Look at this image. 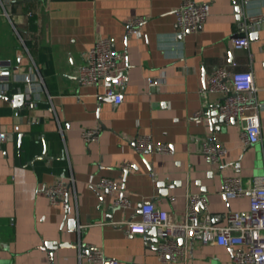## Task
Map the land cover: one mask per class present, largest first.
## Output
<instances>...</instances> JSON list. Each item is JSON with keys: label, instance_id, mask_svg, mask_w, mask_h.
Listing matches in <instances>:
<instances>
[{"label": "crops", "instance_id": "1", "mask_svg": "<svg viewBox=\"0 0 264 264\" xmlns=\"http://www.w3.org/2000/svg\"><path fill=\"white\" fill-rule=\"evenodd\" d=\"M182 1H0V61H9L17 76H42L54 107L48 111L46 92L36 109L15 107L6 97L12 93L0 95V131L7 132L0 140V264H103L80 260L79 243L93 244L121 264H233L234 247L198 237L188 242L186 263L162 261L145 244V236L156 241L157 229H128L148 200L182 221L188 192L205 194L215 221L225 223L229 211L249 208L250 196L226 198L224 177L240 176L250 187L263 171L264 18L245 30L242 13H264V0H195L208 2L210 13L198 30L180 33L175 11ZM137 17L142 21L135 32L129 20ZM246 34L249 45L234 47L232 38ZM104 36L122 53L120 101L79 77L87 51ZM218 66L253 70L261 102L259 142L244 143L240 121L220 123L210 114L220 95L202 90ZM199 110L202 120L196 122ZM34 116L44 118L31 123ZM97 125L99 139L85 141L82 130ZM139 134L168 143L169 152L138 151ZM209 135L227 148L218 163L202 151ZM127 163L132 166L123 169ZM69 175L74 184L67 199L85 225L81 231L70 230L62 204L42 189ZM103 177L113 178L117 189L100 187ZM121 197L127 206L118 203ZM51 242L58 244L50 249Z\"/></svg>", "mask_w": 264, "mask_h": 264}, {"label": "built area", "instance_id": "2", "mask_svg": "<svg viewBox=\"0 0 264 264\" xmlns=\"http://www.w3.org/2000/svg\"><path fill=\"white\" fill-rule=\"evenodd\" d=\"M5 1V0H0ZM245 3L248 0H239ZM179 32L196 31L210 13L208 2L183 0L176 11ZM243 29L247 30L251 24L264 18V13H242ZM141 17L129 20L132 31H137ZM236 48L249 45L248 35L232 38ZM122 59V53L117 50L110 37H100L87 51L86 61L79 66V77L82 83L103 87V95L113 97L117 101L122 98V88L125 78L117 72V66ZM150 85H155L157 79L148 78ZM21 83V86L16 85ZM17 86V87H16ZM259 87L255 83L252 69L233 70L227 66H218L208 79L203 95L219 93L220 100L216 105L219 116L224 122L240 121L242 125V140L245 144L259 142L262 139L260 122L261 102L258 99ZM12 90H15L12 91ZM46 92L51 102L52 95L48 92L42 76L24 74L17 76L11 69L9 61H0V95L11 94L14 104V95L24 94L23 106L27 109H36L41 100V93ZM54 110L53 104L48 111ZM202 110L195 113V121L202 120ZM43 116H34L31 123H39ZM101 125L84 128L81 132L85 141L98 140ZM7 137V132L0 131V140ZM138 151L156 150L167 153L170 150L168 143L154 141L148 135L139 134L134 139ZM202 151L212 163H218L226 154L227 148L209 135L202 145ZM132 166L127 163L123 169ZM155 177V174H152ZM74 184V176H61L56 182L45 185L42 189L52 203H60L66 211V221L72 225L71 230L81 231L85 226L73 215L72 206L67 195L70 186ZM100 187L109 191L117 189V182L113 178L103 177L98 182ZM171 187L173 184L170 185ZM222 192L226 198L244 195L250 196V205L247 210H231L226 215V222L219 223L214 219L209 209V201L205 194L188 192L185 217L182 221L175 219L169 210L160 207L155 201L148 200L141 204L140 218L128 221L131 232L146 233L151 227L158 230L156 241H150L145 236V244L156 249L159 259L166 262L181 261L186 263L189 257L188 242L198 237L204 244L215 242L221 245L234 247L233 264H264V165L263 171L252 178V185L246 187L240 176H226L223 179ZM128 199L121 197L118 203L127 206ZM79 258L89 261H100L103 264H121L117 258L107 257L98 247L90 243H79Z\"/></svg>", "mask_w": 264, "mask_h": 264}, {"label": "water", "instance_id": "3", "mask_svg": "<svg viewBox=\"0 0 264 264\" xmlns=\"http://www.w3.org/2000/svg\"><path fill=\"white\" fill-rule=\"evenodd\" d=\"M240 9H238L239 11ZM9 100H11L10 96H6ZM108 98H113V97H108ZM23 101H24V94L23 93H17L14 95V106L15 107H22L23 106ZM210 114L215 118V121H218L220 123L224 122V119L222 116H219L218 114V110L217 108H214L210 111ZM70 225V230L72 229V225L71 223ZM147 231H156L155 227H151L150 229H148ZM58 243L56 242H51V243H47V246L52 249L55 248L57 246Z\"/></svg>", "mask_w": 264, "mask_h": 264}]
</instances>
